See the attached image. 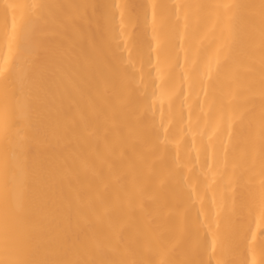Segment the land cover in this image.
I'll list each match as a JSON object with an SVG mask.
<instances>
[{"label":"bare ground","instance_id":"1","mask_svg":"<svg viewBox=\"0 0 264 264\" xmlns=\"http://www.w3.org/2000/svg\"><path fill=\"white\" fill-rule=\"evenodd\" d=\"M0 264H264V0H0Z\"/></svg>","mask_w":264,"mask_h":264}]
</instances>
